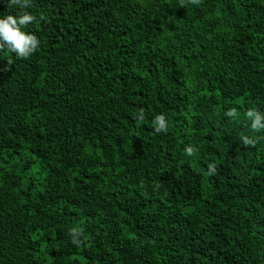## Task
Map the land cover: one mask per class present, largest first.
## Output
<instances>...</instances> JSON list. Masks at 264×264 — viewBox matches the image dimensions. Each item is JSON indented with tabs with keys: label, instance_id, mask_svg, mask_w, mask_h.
I'll return each instance as SVG.
<instances>
[{
	"label": "trees",
	"instance_id": "16d2710c",
	"mask_svg": "<svg viewBox=\"0 0 264 264\" xmlns=\"http://www.w3.org/2000/svg\"><path fill=\"white\" fill-rule=\"evenodd\" d=\"M185 3L0 0V264H264V0Z\"/></svg>",
	"mask_w": 264,
	"mask_h": 264
},
{
	"label": "clouds",
	"instance_id": "9594fccd",
	"mask_svg": "<svg viewBox=\"0 0 264 264\" xmlns=\"http://www.w3.org/2000/svg\"><path fill=\"white\" fill-rule=\"evenodd\" d=\"M4 2L7 7L18 6L21 9L32 7V0H4ZM187 3L198 6L201 0H187ZM186 6L185 0H180V7ZM34 22H36V17L29 12L0 17V51L8 50L18 58H29L39 47L40 41L35 34L26 33L23 29ZM225 115L232 120H237L240 113L237 108L233 107ZM244 116L251 122L250 128L254 133L264 131V113L250 108L244 113ZM144 119V109L140 108L136 117L137 124H142ZM152 124L157 134L166 133L168 130V121L163 114L156 115L152 120ZM240 140L242 145L247 147H254L257 143L256 138H249L248 136H242ZM197 152L198 149L192 145H188L184 149L185 155L189 157L195 156ZM215 174H217L216 165L209 164L207 175L213 176ZM68 234L73 245L80 246L83 243L84 230L82 228L73 227L69 229Z\"/></svg>",
	"mask_w": 264,
	"mask_h": 264
}]
</instances>
